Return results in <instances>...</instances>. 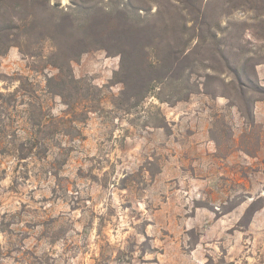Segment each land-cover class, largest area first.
Returning <instances> with one entry per match:
<instances>
[{"label": "rangeland", "instance_id": "obj_1", "mask_svg": "<svg viewBox=\"0 0 264 264\" xmlns=\"http://www.w3.org/2000/svg\"><path fill=\"white\" fill-rule=\"evenodd\" d=\"M224 1L52 0L63 41H0V264H264V9Z\"/></svg>", "mask_w": 264, "mask_h": 264}, {"label": "trees", "instance_id": "obj_2", "mask_svg": "<svg viewBox=\"0 0 264 264\" xmlns=\"http://www.w3.org/2000/svg\"><path fill=\"white\" fill-rule=\"evenodd\" d=\"M180 3L184 5V9L188 10V15L192 17V19L187 20L186 23L189 21H198L202 17V23H205L209 25L210 23L207 22V14L204 12V9L206 8L203 7L202 0H177ZM52 0H18V7L20 6V12L21 14L17 16V24L14 23L12 18L10 19L9 12L7 11L8 6H7V0H0V41H11L13 36L18 35L19 37L21 36H26V37H32L35 36L37 44L40 43V41L44 39H56L58 42L61 40L63 41L64 38L68 35V27L72 29H76V23L74 20H69V24L67 25V17L64 12L60 14L56 13L57 7L56 3L51 4ZM242 4L249 5L250 8L254 10H263L264 9V3H259V1L256 0H225L224 1V9L223 13L228 14L232 12V10L239 8L238 6ZM209 3H206L204 6H208ZM227 6V7H226ZM17 7V6H15ZM17 7V8H18ZM226 8V9H225ZM41 13L48 14L47 17L40 19ZM15 15H13L14 18ZM70 17V16H69ZM187 25V24H186ZM173 28L170 29V27ZM213 26V25H212ZM168 34H176L177 30L176 27L173 24H168L167 25ZM103 33L108 31L110 33H113L114 35H117L118 37H121V33L124 35H128V31L124 29L114 30L116 29L114 27V24L108 23L106 27L102 26ZM170 30L172 32L170 33ZM17 31V33H15ZM122 35V36H124ZM119 37V41L121 40ZM129 37V36H128ZM77 43H73L69 48H73ZM122 50L121 55H122V64L121 68L123 69L126 74L130 76H135L136 73H142L140 72L143 69H136V67L129 66V57L130 54H132V50L130 48V45L128 43H122ZM89 50V47H83L81 49V52ZM62 47L61 45H56V50L53 52V55H59L62 52ZM80 52V51H79ZM182 52L184 53V50L179 49L178 44L176 43H169V47L164 49V55L162 53V58L160 57V61L162 60V63H164V66H166V71L168 73L172 72L174 69V64H177L180 55H182ZM2 54V53H1ZM188 54H186L187 56ZM214 57V56H213ZM70 58H73V55L70 56ZM55 66H57L60 70V72L56 75H52L48 78V86L51 88L53 84H60L61 86L66 85V80L63 76V69L65 66L57 61L52 62ZM172 70V71H171ZM238 81L244 85L241 81V70L237 67L231 69ZM192 72V71H191ZM139 75V74H136ZM53 91V90H52Z\"/></svg>", "mask_w": 264, "mask_h": 264}]
</instances>
